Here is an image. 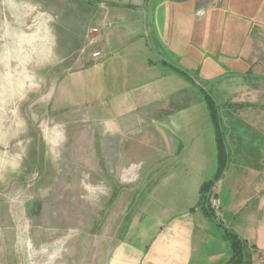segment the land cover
<instances>
[{
  "label": "rangeland",
  "instance_id": "1",
  "mask_svg": "<svg viewBox=\"0 0 264 264\" xmlns=\"http://www.w3.org/2000/svg\"><path fill=\"white\" fill-rule=\"evenodd\" d=\"M186 1L142 0L139 11L144 39L155 49L153 61H165L159 64L166 71L176 66L179 76L191 63L197 70L209 66L217 81L212 88L200 74L195 83L210 93L227 153L222 176L211 189L214 207L209 201L222 227L210 221L203 239L208 255L216 247L224 255L191 264H228L231 235L242 242L236 245L242 264H264V85L244 89L260 81L256 65L264 76V0H190L188 8ZM109 6L103 0H0V264H105L117 244L110 238L126 212L125 191L140 183L134 172L149 150L138 145L137 131L111 129L110 102L97 106L92 94L109 89L110 81L115 92L129 89L128 71L118 73L116 64L103 61L106 52L92 58L100 42H110L105 36H118ZM208 6L214 9L206 19L193 15L196 7L202 12ZM163 20L169 25H161ZM97 63L103 89L97 92L92 79L82 78L68 87L76 97L79 88L86 90V106L79 100L63 105L60 80ZM241 67L248 84L240 88L243 80L232 75ZM183 196L179 192L177 199ZM175 207L182 209L179 202ZM197 207L198 202L192 213H199Z\"/></svg>",
  "mask_w": 264,
  "mask_h": 264
},
{
  "label": "crops",
  "instance_id": "2",
  "mask_svg": "<svg viewBox=\"0 0 264 264\" xmlns=\"http://www.w3.org/2000/svg\"><path fill=\"white\" fill-rule=\"evenodd\" d=\"M103 1L110 3L108 12L113 21H116L114 23L117 25L118 36L110 39L105 36L103 40L110 42L105 45L104 42L103 44L100 42L96 52H100L101 55L106 52L103 61L111 60L110 64H116L118 73L128 71L124 81L127 82L129 89L124 91L119 89L115 92L110 81L109 89L103 91L100 82L102 79L98 77L99 70H97L102 64L98 63L88 65L75 76L64 77L60 80L58 89L60 88L62 92L60 95L63 105L66 101L69 105L73 104L71 101L79 100V106H86L83 100V92L86 90L79 88L80 94L76 97L69 92L71 89L68 86H77L82 78L92 79L94 82L91 83H96L95 88L99 90L97 92L102 90L101 94L92 93L99 102L97 106L110 102V113L113 116L110 118V128L114 130L116 127V130L121 131L129 128L133 132L137 131L141 135L139 138L141 142L138 145L148 147L149 150H147L148 155L143 156L140 162L142 164L140 169L134 172L133 178L140 179V183L125 191L126 212L119 220L118 231L110 238V243L117 242V244L108 259L104 260L105 264H191L192 260L196 263L202 258L215 262L223 257L224 253L221 247H219L220 252L216 247L217 251L210 255L204 250L207 245L203 239L205 237L208 239L210 221L196 209L195 212L199 213H192V206L198 202V192L202 182L209 180L214 174L217 157L216 134L210 122L209 112L206 106V109L201 108L202 94L206 93V89L195 83L196 78L201 74L200 76L205 77L210 83L209 86L215 88L214 84L217 81L213 71L209 66L197 70L198 66L195 63L190 64L191 69H187L186 75L183 76L177 74L178 68L174 65L166 66V69L171 68L170 71H166L160 65L165 61L152 60L155 49L153 50L144 39L145 28L141 18L142 13L139 11L142 0H134L133 4L130 0ZM186 2L188 8L192 1ZM207 8L199 12L201 10L196 7L193 15L197 18L200 14L202 17L198 19L204 20L208 12L214 9L212 6ZM219 12L223 13L221 10ZM179 13L186 12L180 10ZM144 17L146 20V14ZM164 22L169 25L164 20L161 25ZM157 57L159 58L158 55ZM239 66L243 65L239 64ZM256 66L258 69L254 73L255 80L260 81H254L253 89L250 85L244 89L256 91L264 85L262 81L264 76L260 73L258 65ZM244 73L246 67H241L239 72L232 76L243 80V77L248 76ZM113 79L115 81V78ZM243 81H240V88L248 84L246 80ZM200 82L204 83L202 79ZM63 84H65L64 90ZM207 95L210 96V93L208 92ZM199 115L203 116L199 117ZM100 127L101 130L108 129L107 125ZM148 136H151V140L156 136L157 141H148ZM166 164H169L168 167ZM159 168V171H155ZM0 171H2L1 167ZM187 183L193 184L194 187L184 188L183 185ZM0 184L2 185L1 176ZM142 184L145 186L141 190ZM250 185L253 191L255 187L253 182ZM189 190L190 194L186 192ZM183 191L186 196L178 200V193ZM187 197L192 198V202L186 201ZM261 201L262 198L257 204V211L262 207ZM178 202L182 206L180 210L175 207ZM132 205L134 211L130 212ZM147 234H153L148 242L144 240ZM211 241L209 239L207 243ZM135 242H141L142 248L134 247L132 243Z\"/></svg>",
  "mask_w": 264,
  "mask_h": 264
},
{
  "label": "trees",
  "instance_id": "3",
  "mask_svg": "<svg viewBox=\"0 0 264 264\" xmlns=\"http://www.w3.org/2000/svg\"><path fill=\"white\" fill-rule=\"evenodd\" d=\"M260 8H261V5H260ZM257 10H255V13L257 12ZM260 12H262V10ZM260 17L262 18V13L260 14ZM257 20L260 21V18L257 17ZM202 97L204 98V102L206 103V107L209 111L210 122L216 134L215 141H216V150H217V166L215 169V173L211 177L210 181H208V183L203 184V186L200 188L198 209L206 219H208L213 224H215L216 227L220 228L222 226L216 222L215 216L213 212L210 210L211 208L209 205V201L211 197V189L216 184V182L220 180L222 176V173L225 167V161L227 158L226 156L227 153H226L223 136L221 135V132L217 125V118H216L217 116L215 115L216 112L214 108L215 104L212 101L211 97L208 96L205 92L202 94ZM230 239L232 240V243H230V259H229L228 264H242L243 262H242L241 257H239V250H238V247L236 246V245L242 244V242L236 236H233V235L230 236Z\"/></svg>",
  "mask_w": 264,
  "mask_h": 264
},
{
  "label": "built area",
  "instance_id": "4",
  "mask_svg": "<svg viewBox=\"0 0 264 264\" xmlns=\"http://www.w3.org/2000/svg\"><path fill=\"white\" fill-rule=\"evenodd\" d=\"M93 33H97L96 29L92 30ZM92 58H94L95 60H98L101 58V53L100 52H95L92 54ZM212 202L215 204L216 202L212 199ZM211 200H210V204H211V208L214 207L212 204Z\"/></svg>",
  "mask_w": 264,
  "mask_h": 264
},
{
  "label": "bare ground",
  "instance_id": "5",
  "mask_svg": "<svg viewBox=\"0 0 264 264\" xmlns=\"http://www.w3.org/2000/svg\"><path fill=\"white\" fill-rule=\"evenodd\" d=\"M41 27V26H40ZM31 40V39H30ZM33 41H35V40H33ZM30 43V42H29ZM35 46V45H34ZM46 48V47H45ZM27 61V60H26ZM26 65V64H25ZM16 70V69H15ZM21 73V72H20ZM28 79V78H27ZM25 83V82H24ZM52 138H53V136H52Z\"/></svg>",
  "mask_w": 264,
  "mask_h": 264
}]
</instances>
